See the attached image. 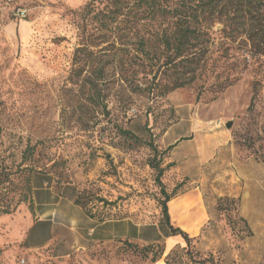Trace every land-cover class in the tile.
Segmentation results:
<instances>
[{
	"label": "rangeland",
	"instance_id": "obj_1",
	"mask_svg": "<svg viewBox=\"0 0 264 264\" xmlns=\"http://www.w3.org/2000/svg\"><path fill=\"white\" fill-rule=\"evenodd\" d=\"M127 1L0 0V173L11 174L10 198L27 192V179L47 189L44 201L52 198L58 228L48 247L26 250L37 230L31 223L44 213L33 189L14 213L0 214V264H153L168 232L162 188L173 200L201 197L208 225L197 235L187 232L195 257L240 264L252 236L240 216V174H256L248 165L264 164V57H252L245 38L234 42L217 24L199 46L207 70L190 85L169 92L181 82L180 70L163 68L153 74L161 78L153 94H133L111 82L115 72L106 66L97 94L80 84L92 69L78 76L86 56L77 51L98 30L109 35L110 8H126ZM121 19L123 27L141 28L139 17ZM101 41L108 40L95 42ZM79 208L91 225L137 224L146 242L95 243L78 240L75 231L64 234V226L79 225L73 223ZM153 238L159 243L149 245ZM59 242L73 245L67 256L55 250Z\"/></svg>",
	"mask_w": 264,
	"mask_h": 264
},
{
	"label": "trees",
	"instance_id": "obj_2",
	"mask_svg": "<svg viewBox=\"0 0 264 264\" xmlns=\"http://www.w3.org/2000/svg\"><path fill=\"white\" fill-rule=\"evenodd\" d=\"M126 3V8L119 4L110 8L107 14L109 22L104 24L109 35L101 34V30H98L97 33L100 34L91 43L83 44L77 51L86 56L78 76L85 67L92 69L87 78L80 80V84L97 94L101 93L105 83L106 66L112 67L115 72L111 82L133 94L146 91L153 94L161 82V78L157 81V75L153 74L155 71L159 73L163 68L180 70L178 75L182 80L169 88V92L190 85L197 74L207 70L208 61L202 55L204 48L199 46L202 40L210 38L217 24L223 25L219 32L234 42L245 38L250 46V50L246 51L252 57L257 55L264 57L262 27L264 15L262 16L261 12L262 8L264 9V0H133V2L128 0ZM132 15L139 17L141 22L139 30L134 24L129 28L123 27V23L127 21L121 19V16L128 18ZM102 37L108 41L95 42ZM104 43H107V46L100 48ZM243 61H246V58ZM226 81L220 83V87ZM131 103L130 101L127 106L129 107ZM153 167L158 170L160 181L164 172L161 163ZM31 171L37 170L32 167ZM37 172L42 173V170ZM13 183L11 174L0 173V214L14 213L21 203L29 200L34 189L31 181L27 179V192L10 198L8 194L11 189L6 185L13 186ZM161 191L164 195L161 203L162 214L168 228L164 238L181 237L185 246L176 245L169 252H166V246L155 251L152 263L155 264L162 259L165 264L209 263L211 258L200 259L193 255L190 250L193 239L187 232L172 224L168 204L174 196L167 194L163 188ZM125 241L128 245H133L131 240ZM159 241L160 238H153L149 245Z\"/></svg>",
	"mask_w": 264,
	"mask_h": 264
},
{
	"label": "crops",
	"instance_id": "obj_3",
	"mask_svg": "<svg viewBox=\"0 0 264 264\" xmlns=\"http://www.w3.org/2000/svg\"><path fill=\"white\" fill-rule=\"evenodd\" d=\"M248 166L251 167L250 170L254 169L256 174H240V181L243 182L242 194L240 195V216L248 223L252 236L244 245V254L238 256V261L240 264H264V164ZM257 177L259 178L257 179ZM34 190L36 205L44 213L37 215L31 223L32 229L37 230L32 234L30 240L26 241V250L30 252L48 247L54 242L55 232L58 229L50 208L52 198L48 196V200L44 201L48 190L42 186H36ZM79 211V219L73 221V223L78 222L79 225L64 226L62 230L64 234L74 235L75 231L80 235L78 240L81 239L82 241L84 239L95 243H108L115 239L146 242L144 230L127 219L91 225V220L86 218L81 209ZM169 213L175 227H179L193 235H197L203 227L208 225L206 209L202 204L201 197L195 193L186 194L180 199L172 200L169 203ZM180 238L169 237L165 239L166 252L175 247ZM169 243H171L170 247H168ZM72 246L71 243L59 242L55 245V250L58 249V252H61L58 253L59 255L67 256L73 249ZM155 264H165L164 259Z\"/></svg>",
	"mask_w": 264,
	"mask_h": 264
},
{
	"label": "built area",
	"instance_id": "obj_4",
	"mask_svg": "<svg viewBox=\"0 0 264 264\" xmlns=\"http://www.w3.org/2000/svg\"><path fill=\"white\" fill-rule=\"evenodd\" d=\"M18 15L20 16L21 19H25L27 17V12L26 10H20L18 12Z\"/></svg>",
	"mask_w": 264,
	"mask_h": 264
},
{
	"label": "water",
	"instance_id": "obj_5",
	"mask_svg": "<svg viewBox=\"0 0 264 264\" xmlns=\"http://www.w3.org/2000/svg\"><path fill=\"white\" fill-rule=\"evenodd\" d=\"M230 126H231V123H228V124H227V127L229 128Z\"/></svg>",
	"mask_w": 264,
	"mask_h": 264
}]
</instances>
